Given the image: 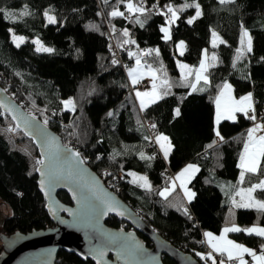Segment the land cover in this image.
Listing matches in <instances>:
<instances>
[{
	"label": "trees",
	"instance_id": "obj_1",
	"mask_svg": "<svg viewBox=\"0 0 264 264\" xmlns=\"http://www.w3.org/2000/svg\"><path fill=\"white\" fill-rule=\"evenodd\" d=\"M127 2L0 0V8L19 17L11 20L0 14V86L24 110L37 112L38 119L45 117L46 125L63 144L71 141L70 146L101 180L119 173L118 197L173 247L206 264L196 255L205 251L204 232L217 234L234 223L264 228V212L233 207L223 200L220 190L221 182L237 179V162L251 120L239 113L234 121H219L216 130L222 141L213 127V102L225 82L230 83L235 97L251 92L256 117L260 116L264 104V0H195L202 14L189 24L187 20L194 15L195 7L178 11V19L170 26L172 38L167 41L160 31L166 24L161 14L167 12L165 5L179 9L193 0H132L148 10L144 13H129ZM25 6L29 15L21 17ZM114 9L124 15H109ZM46 11L55 17V23H45ZM138 16L145 21L143 27L135 22ZM242 26L252 37V51L236 60ZM8 29L27 40L17 47ZM124 29L128 30L127 37L122 34ZM212 31L221 40L216 45L210 44ZM109 35L129 66L138 58L155 72L157 79L168 81V86H162L167 95L142 110L138 108L128 92L126 72L112 62ZM33 37L54 51L37 52L29 40ZM126 39L136 43L124 44ZM179 41L184 42L183 54L175 50ZM149 46L158 49L159 55L154 50L138 56L139 48ZM205 50L217 57L206 71L208 85L201 92H190L176 76L174 58L194 68ZM66 98L72 101L71 109L63 107ZM145 123L155 125L154 135L168 137L172 149L166 160L146 146ZM37 159L31 140L0 113V198L10 209L3 222L7 235L51 226L35 182ZM187 162L196 163L199 169L188 184L195 193L193 199L186 203L177 188L162 197L159 191L170 181L162 180L160 171L165 167L177 171ZM260 165L251 179L247 175L243 178V184L249 183L248 179L264 178V157ZM132 173H144L151 188L141 187ZM252 196L264 201V188L255 189ZM57 198L70 204L64 192H58ZM105 224L130 229L113 216H108ZM227 235L249 248L264 244V239L255 234ZM138 236L150 246L145 237ZM161 261L174 264L165 256ZM53 264L93 263L59 250Z\"/></svg>",
	"mask_w": 264,
	"mask_h": 264
},
{
	"label": "water",
	"instance_id": "obj_2",
	"mask_svg": "<svg viewBox=\"0 0 264 264\" xmlns=\"http://www.w3.org/2000/svg\"><path fill=\"white\" fill-rule=\"evenodd\" d=\"M0 113L7 116L15 128L31 140L38 159L45 151L40 145L53 137L56 146L70 150L61 151L58 162L68 170L69 164L63 157L70 155L74 149L63 144L44 122L27 113L1 86ZM24 117L29 123L26 124ZM81 160L80 156L72 158L71 178L49 182L35 170L37 190L44 201V210L51 226L27 233L16 231L3 236L0 264H53L59 250L81 260L87 259L93 264H164L161 256L167 257L174 264H202L195 256L176 249L149 228L138 212L106 188L101 178L83 160V163H79ZM47 163L45 157V164ZM37 167L47 171L43 165ZM41 179H45L43 187ZM58 192H64L70 204L62 203L57 198ZM105 201L113 205L111 210H107V214H104L107 207ZM108 216L123 221L130 229L107 226L105 220ZM138 234L145 237L150 246H146ZM99 251L104 252L102 257L99 256Z\"/></svg>",
	"mask_w": 264,
	"mask_h": 264
},
{
	"label": "snow or ice",
	"instance_id": "obj_3",
	"mask_svg": "<svg viewBox=\"0 0 264 264\" xmlns=\"http://www.w3.org/2000/svg\"><path fill=\"white\" fill-rule=\"evenodd\" d=\"M226 2V0H221V3ZM155 8L156 6L153 5ZM187 7H195L196 12L195 15L190 17L187 20V23L191 24L193 21L198 18L201 13V7L198 3H195V0H193L192 4L185 3L182 5L179 9L174 8L171 4L165 5V8L167 9V12H162L161 14L165 16L166 24L168 26H162L160 28V31L164 34L162 39L165 41L170 40L171 32H170V26L171 24L175 23L178 19V11H183L184 8ZM27 6H25V10L19 14V16H26L29 15L28 11L26 10ZM127 11L129 13H144L148 11L145 9L142 4L141 6H137L136 4L132 3V0H128L127 3ZM168 13L171 15L169 16ZM0 14H3V17L5 19H11L16 20L19 17L16 13L12 12L11 10H7L4 8H0ZM109 15L111 16H123L124 13L120 12L116 9H114ZM45 16L48 19L49 23H55V17L48 15L47 11L45 12ZM136 23H139L141 27L144 26L145 21L142 20L139 16L136 18ZM9 32L12 31V29H8ZM125 37L129 35L128 30L124 29L122 33ZM215 36V33L213 34ZM14 42L17 43V47H19V42H23L24 37L15 36L12 37ZM34 43L37 45L36 51L37 52H53L54 50L49 47H45L41 44L39 40L34 41ZM124 44H135V40L126 39L123 41ZM183 41H181L177 47H183ZM122 46V45H121ZM157 55H159V50H155ZM236 55V60L241 59L246 52L250 53L252 51V37L250 36L247 29H244L242 26V32H241V47L238 48ZM183 54V53H181ZM129 55H133L132 52H129ZM212 61H216L217 57L215 54L211 57ZM264 60V57L261 58ZM207 60V54L206 50L203 54V58L200 61V67L199 69H196V79L204 80L205 83L208 82V77L204 73L207 71V67L209 66L206 63ZM113 63H117V61L113 60ZM137 65H140V60L137 59ZM162 67V66H161ZM179 67L181 68L182 72V78L184 77L185 72L187 74L192 73V69L189 68L188 65L185 64H179ZM151 71V69H150ZM136 70H129V75L132 79L133 85H135L138 82V77L135 75ZM156 76L153 74V87L152 91L150 92H137L136 95L138 98H140V105L141 108H145L147 104L149 103H155L157 100L161 99L163 95H167L168 93L161 92L159 90L158 85L155 83ZM162 84L165 86H168V81L164 80L162 81ZM193 89H195V84L192 85ZM223 100V103L221 102ZM147 102V103H146ZM66 106H71L72 101H64ZM255 101L253 99V94L251 92L247 93L244 96H241L238 100L233 98L231 96V85L225 82L220 90V94L216 98V120L217 123L221 119H229V120H235L236 119V113H243L248 119L255 121L257 119L256 117V110L254 107ZM176 114L179 115V109L176 110ZM109 115H112V113H109ZM16 118V117H14ZM24 120L27 123L28 120L26 117H24ZM44 124H47V120L45 119ZM19 127V125H17ZM34 127H39V125H34ZM151 127L155 128V125H152ZM261 129H264V124L256 123L253 127L249 128L247 130V139L244 142L245 151L241 154V163L239 164V167L241 168V179L244 178L245 172H256L258 167H260V161L261 158L264 157V135L257 136L256 133L260 131ZM31 134V133H29ZM217 137L222 141L223 137L220 136L219 131L216 132ZM148 139V137H145ZM156 143L160 145L161 150L164 153L165 158L168 157L169 152L172 149V145L168 139L167 136H164L163 134H157L156 137ZM215 144L216 141H213ZM45 149V151L42 153V157L40 159L36 160L37 165H43L47 171L42 170V168L37 167L35 170L40 172L42 177H46V179L49 182H52L56 179L60 178H71L72 171H71V160L74 157H79L78 152L72 151L70 155L64 156L63 159L69 164V168L66 171L62 166L59 165V160L61 159V151H70V150H63L60 147L55 145V138H51V140L45 141L40 145ZM211 147V145H210ZM141 158H145L143 153L140 154ZM45 157L48 160V163L45 164ZM151 159V158H149ZM79 163H83V161H79ZM196 171H199L196 165L188 164L185 166L184 169H182L179 173L176 174L175 178L172 181V184L169 187H165L163 190L160 191V195L162 197H167L168 194L175 188L176 184L175 181H180V187L183 189L186 198L188 201H191L193 197L195 196V193H193L190 189L186 187V181L189 180ZM133 176H136L135 173H132ZM137 180L142 181L140 184L141 187L144 188H151V185L148 181L147 176H138L136 177ZM135 182V181H134ZM41 186L43 187L45 185V179H41L40 181ZM256 188H264V180H261L259 184L253 185L251 188L246 190L247 193V199L245 200V195L242 191L241 193V201L240 203H237V201L233 200L232 204L234 207L238 208H255L257 211L264 212V201L255 200L252 197V192ZM107 207L104 212V214H107V210H111L113 208V205L110 202L105 201ZM230 214L234 218V212L232 209L229 210ZM185 212H187V209H185ZM229 232H246L247 234H256L258 236L264 237V228L253 226L251 228L241 229L237 227L235 224L232 225V227H225L222 229L221 234L219 237L214 236L211 232H205L204 236L206 238L207 243L209 246L213 249L214 252L221 253V255L227 256V260L229 261H237L238 264H248L247 261L243 259V256L245 253H247L249 256L252 257L253 264H264V251H261L260 254H257V252L254 249L245 247L242 244H238L233 240L227 239L226 234ZM261 249H264V244L261 245ZM99 256H103L104 252L99 251ZM197 256H200L201 259L204 258V254L197 252ZM209 258L212 257V253L207 254ZM213 264H217L216 260L213 259ZM219 264H225V260L221 259L219 261Z\"/></svg>",
	"mask_w": 264,
	"mask_h": 264
},
{
	"label": "crops",
	"instance_id": "obj_4",
	"mask_svg": "<svg viewBox=\"0 0 264 264\" xmlns=\"http://www.w3.org/2000/svg\"><path fill=\"white\" fill-rule=\"evenodd\" d=\"M195 12H196V10H195ZM194 15H195V13H194ZM194 15H193V16H194ZM163 26H168V25L165 24V25H163ZM161 33H162V32H161ZM163 35H164V34L162 33V36H163ZM210 37H211V36H210ZM176 46H177V43H176V45H175V50H176ZM240 47H241V38H240V40H239V46H238V48H240ZM182 51H183V48H182ZM176 53H177V52H176ZM177 54H180V53H177ZM206 54H207V53H206ZM212 56H213V54H211V53H210V54H207V60H208V63H207V64L209 65L208 67L214 65V63H215V61H212V59H211ZM137 59H138V58L133 59V62L131 63V65H130L129 68H128L129 70H133V69H134V65L139 66V65H137ZM179 64H183V63L180 62L179 60H177L176 58H174V65H175L176 71H177V73H178V74H176V76L178 77V80H179V82H180L181 84L186 85V86L188 87V89H189L190 92L198 93V92L203 91V90L207 87L208 82L205 83L204 80H199V81L194 82V79H195V76H194L195 68H196L198 65H197L196 67H194V68H191V67L189 66V68H191V69L193 70L192 73L189 75V74H187V72H185L184 77L182 78V72H181V68L179 67ZM198 64H199V63H198ZM140 65H141V67L138 68V69H141L140 72H139V73H138V72H135V75H137V77H138V82H140V81H142V80H144V79L150 78L151 76H152V78H153V74L155 75V72H154L151 68L146 67V66L144 65V63H142L141 61H140ZM185 65H186V64H185ZM208 67H207V68H208ZM128 69H127V70H128ZM150 69H151V71H150ZM149 71H150V72H149ZM125 74H126V77H127V81H128L129 83L133 84V83H132V79H131L129 73H128V74L125 73ZM204 74L206 75V72H205ZM148 76H149V77H148ZM162 81H163V80H160V79H157V78H156L155 83L158 85L159 90L163 93L164 91H163V89H162V86H163ZM193 84H195V86H196L195 89H193V87H192ZM219 94H220V92L217 94V96H218ZM244 95H246V94H244ZM244 95H241V96H244ZM217 96H216V98H217ZM231 96H232L233 98H235L236 100H238V99L241 97V96H239V97H235V96L233 95L232 88H231ZM216 98H215V100H214V102H213V116L216 115V111H217ZM134 99H135V101H136V104H137L138 108H139L140 110H142L141 105H140V98L136 99V98L134 97ZM221 102L223 103V100H222ZM146 103H147V102H146ZM149 104H150V103H149ZM149 104H147V105H149ZM143 109H144V108H143ZM237 114H239V113H236V115H237ZM242 114H243V113H242ZM221 120H224V119H221ZM221 120H220V121H221ZM226 120H229V119H226ZM256 123H257V121H254V123L251 125V127H253L254 124H256ZM251 127H249V128H251ZM249 128H248V129H249ZM215 135H216V134H215ZM216 136H217V135H216ZM246 139H247V129H246V134H245V140H246ZM244 142H245V141H244ZM157 147H158L159 154H160L161 158H162L163 160H166L167 158H163V157H162V153H161L160 145H159L158 143H157ZM244 151H245V147H244V144H243V148H242L241 154H242ZM241 154H240L239 159H238V162H237L238 169H239V173H238V175H237V179H236L235 181H224V182H221V184H220V190H221L222 193H223V200H224L226 203H228L229 205L233 206V207H234V205L232 204V199H233V200L236 199V198H235V193H236L237 190H239V189H249V188H251L253 185L260 183V181L264 179V178H257V179H254V180H249V179H248L249 183H245V184H243V179H241V176H240L241 168L239 167V164L241 163ZM188 164H193V165H196V166H197L196 163H193V162H187V163H185L181 168H179L177 171H175V176H176V174L179 173L182 169H184L185 166L188 165ZM197 168H198V166H197ZM196 172H197V171H196ZM196 172H195V173H196ZM195 173L192 174L191 178L195 175ZM135 174H136V176H133V175H132V178L140 183V181L137 180L136 177L141 176V175L138 174V173H135ZM254 174H255V172H245L244 177L247 175V177L250 178V176H251V175H254ZM144 175H145V174H144ZM191 178H190L189 180L186 181V187H187L188 189H189L188 184H189V181L191 180ZM250 179H251V178H250ZM172 181H173V180H172ZM172 181H170L169 185H171ZM246 181H247V179H246ZM140 184H141V183H140ZM175 184H176L175 188H177V190L180 192V194H181L182 197H183V200H184L186 203L189 202L188 199H187L186 196H185V193H184L183 189L180 187V182H179V180L175 181ZM169 185L166 186V187H169ZM164 188H165V187L161 188L160 191L163 190ZM256 189H257V188H256ZM160 191H159V193H160ZM252 197H253V196H252ZM253 198H254V197H253ZM254 199H255V198H254ZM234 224H235V223H234ZM232 225H233V224H232ZM232 225H230L229 227H232ZM235 225H236L237 227H239V228L242 229V227L238 226L237 224H235ZM248 226H250V225H248ZM220 232H221V231H219V233H220ZM204 233H205V232H204ZM204 233L202 234V242H203V244H204L205 251H208L209 248H211V247H210L209 244L207 243L206 238H205V236H204ZM219 233H217V234H215V235H216L217 237H219V235H220ZM212 234H213V233H212ZM226 236H227V239H231L227 234H226ZM263 239H264V238H263ZM231 240H232V239H231ZM236 243H238V242H236ZM238 244H241V243H238ZM242 245H244V244H242ZM244 246H245V247H248V246H246V245H244ZM248 248H249V247H248ZM211 250H213V249H211ZM245 254H246V253H245ZM223 257L226 258V254L223 255ZM245 257L247 258L248 263H249L250 260L248 259V258H249L248 255H245Z\"/></svg>",
	"mask_w": 264,
	"mask_h": 264
},
{
	"label": "built area",
	"instance_id": "obj_5",
	"mask_svg": "<svg viewBox=\"0 0 264 264\" xmlns=\"http://www.w3.org/2000/svg\"><path fill=\"white\" fill-rule=\"evenodd\" d=\"M125 16H127V15H125ZM109 38L111 39L110 35H109ZM154 50H155L154 46L139 48L138 49V56L145 54L148 51H154ZM109 51L112 55V62H113V60L117 61V63H115V64H118L119 67L121 68V70L123 72H126L127 69L129 68V65L125 60H123V58L121 56V52L119 51L117 46L113 43L112 39L110 40ZM149 87H150L149 80H142L140 82H137L135 85L128 82V92L131 93L133 96L135 95V92L144 91L145 89H147ZM2 89L5 90V88H2ZM23 105H25V104L23 103ZM25 111L27 113L31 114L32 116L38 118L39 114L37 112H35L31 109L25 110ZM39 120L44 122L45 117L42 116V118ZM255 121H257V123L264 124V104L261 107L260 116ZM253 123H254V121L251 120L250 124L247 126V130L249 127H251V125ZM145 129H146L147 137H148L146 146L149 148H152L154 152L159 153L157 143L155 141L154 131L151 127V124L145 123ZM256 135L257 136L264 135V129H261L260 131H258L256 133ZM70 144L73 146L71 141H69L68 144H65V145L70 146ZM72 146H70V147L73 148ZM159 176L162 180L171 181L174 179L175 171L170 170L168 167H165L163 170L160 171ZM120 180H121V175L119 173L114 174V175H110V176H103L102 177V182H103L104 186L115 194H118L121 191V187L119 186ZM9 215H10L9 207L0 198V251L2 250V237L7 235L4 228H3V222L7 217H9ZM251 249H254L257 253L262 251L261 248H259V247H252ZM212 255L215 257L216 261L221 260V259H225L223 257V255H221V254H216V253L212 252ZM225 263L235 264V260L229 261V260L225 259Z\"/></svg>",
	"mask_w": 264,
	"mask_h": 264
},
{
	"label": "rangeland",
	"instance_id": "obj_6",
	"mask_svg": "<svg viewBox=\"0 0 264 264\" xmlns=\"http://www.w3.org/2000/svg\"><path fill=\"white\" fill-rule=\"evenodd\" d=\"M128 3V2H127ZM127 3H126V5H125V7H126V9H127ZM48 13V12H47ZM48 15H50V16H53L52 14H50V13H48ZM171 14H169V16H170ZM54 17V16H53ZM43 18H44V21H45V23H49V21H48V19L46 18V16H45V12L43 13ZM215 32H213L212 31V33H211V38H210V44H212V45H216L217 43H220L221 42V40H220V37L215 33V36L213 35ZM13 35H15V36H20V37H24L23 35H20V34H16V33H14V32H9V37H10V40H11V42L14 44V45H17V43L18 42H14L13 41V39H12V37H13ZM27 40V38L26 37H24V40H23V42H19V44H21V43H24L25 41ZM30 40V42L33 44V46H34V49L36 50V47H37V45L34 43V41H36V40H39L37 37H33V38H31V39H29ZM40 41V40H39ZM41 42V41H40ZM181 41H179L178 43H177V45L180 43ZM41 44L43 45V46H45V47H49V48H51L50 46H47V45H45V44H43L42 42H41ZM182 48L183 47H177L176 46V52L177 53H182ZM204 52L205 51H203V53L201 54V57H200V60H199V64H198V66L195 68V70L196 69H199V67H200V61H201V59L203 58V54H204ZM138 57V56H137ZM206 63H208V60H206ZM184 64V63H183ZM139 67H141V65H139V66H136V65H134V69L133 70H136V72H140V70L141 69H138ZM150 72V71H149ZM126 73L128 74L129 73V69L126 71ZM178 74V73H177ZM194 76H195V79H194V82H196L197 81V79H196V72L194 73ZM149 77V76H148ZM144 80H149V82H150V87L149 88H147V89H145L144 91H141V93H143V92H150V91H152V87H153V78H152V76L150 77V78H147V79H144ZM228 83V82H227ZM228 84H230V83H228ZM136 93L137 92H135V95H134V97L136 98V99H138V97H137V95H136ZM68 100H70V98H66V99H64L63 100V107L65 108V109H71V107H72V105L71 106H66L65 105V103H64V101H68ZM217 120H216V115L215 116H213V127H214V131H215V134H216V132H217V130H216V126H217ZM155 137H156V135H155ZM155 141H156V139H155ZM161 149V148H160ZM161 153H162V157L163 158H165V156H164V153H163V151L161 150ZM138 174H140L141 176H145L144 175V173H138ZM174 178H175V176H174ZM264 180V179H263ZM172 181V180H171ZM180 182V181H179ZM140 183H142V181H140ZM172 184V183H171ZM259 184V183H258ZM256 185V184H255ZM170 186V185H169ZM246 190L247 189H239V190H237L236 191V193H235V198L236 199H234L235 201H237V203H240V202H242L241 201V193H242V191H243V193H244V195H245V200L247 199V193H246ZM256 200V199H255ZM232 201H233V199H232ZM253 226H257V227H261V226H259V225H257V224H251L250 226H245V227H242V229H246V228H251V227H253ZM263 228V227H262ZM224 229V228H223ZM222 231V230H221ZM246 233V232H245ZM219 234H221V232L219 233ZM254 234V233H253ZM214 236H216L215 234H213ZM256 235V234H255ZM220 236V235H219ZM258 236V235H257ZM259 237H261V236H259ZM262 238H264V237H262ZM231 240V239H230ZM212 248H209V250L208 251H202V252H199V253H202V254H204V258L203 259H201V257L200 256H198L202 261H204L206 264H213V259H215V257L212 255V257L211 258H209L208 257V253H216V254H221V253H218V252H214L213 250H211ZM257 254H260V252H258ZM245 255H248L247 253L246 254H244V256H243V259L245 260V261H247L248 262V260H247V258L245 257ZM248 259L250 260V262L248 263V264H253V261H252V257L251 256H249L248 255ZM226 260H227V256H226V258H225ZM224 259V260H225ZM216 260V259H215ZM219 261L220 260H218V261H216L217 262V264H219ZM225 264H227V263H225ZM235 264H238V262L237 261H235Z\"/></svg>",
	"mask_w": 264,
	"mask_h": 264
}]
</instances>
